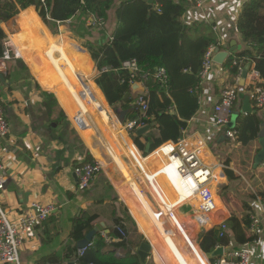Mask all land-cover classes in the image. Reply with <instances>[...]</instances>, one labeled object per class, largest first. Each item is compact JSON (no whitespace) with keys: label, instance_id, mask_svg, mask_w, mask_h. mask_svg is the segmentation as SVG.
<instances>
[{"label":"crops","instance_id":"1","mask_svg":"<svg viewBox=\"0 0 264 264\" xmlns=\"http://www.w3.org/2000/svg\"><path fill=\"white\" fill-rule=\"evenodd\" d=\"M244 1L202 0L197 6L187 0L188 6L181 20L187 25L194 22L211 23L210 28L198 32L214 35L220 51L237 48L236 46H240V51L243 43L236 27V19ZM32 6L36 7L35 4L30 5L14 27V33L19 32L29 47V55L21 58L26 68L18 60H13L9 62L7 78L5 77L4 82L0 80V102L9 124L7 136L0 140L7 174V181L0 190V203L19 212L33 201L50 204L54 209L24 241L19 250L21 263L78 264L77 242L70 237L72 219L78 215L87 217L96 214L92 224H99L100 230L96 234L106 240L105 246L100 249L102 255L108 251L118 258L136 254L135 247L138 244L132 242L131 234H144L150 240L156 252L155 259L160 264H210V260L220 255L215 258L206 256L207 260L204 254L211 253L218 247L222 248V255L234 248L244 249L250 255V264H264V209L260 197L255 194L254 199L249 198L247 188L240 185L243 181L252 188L254 180L262 184L256 170H261L264 162L258 165L254 163V155L261 149L259 135L252 142V151L246 160L241 145L234 138L224 137L227 128L216 126L212 119L213 107L218 102L222 89L237 87L238 95L234 104V109L237 110L241 108L243 97L248 95L246 81L240 86L236 76L232 79L223 66L226 58L239 51L228 55L222 64L214 62L200 84L199 108L188 120L182 133V136H199L204 140L208 150L207 160L213 166V184L217 187V193L222 186L228 198L224 203L221 194H218V208L211 214L210 220L205 224L206 228L198 230L191 211L187 209V213L180 212L183 207L179 208L182 201L178 202V198L184 193H177L162 174L155 173L162 155L160 147L153 151L150 149L154 139L152 132L149 131L142 137V151L146 154L142 155L128 135H121L111 126L109 128L115 143L113 147L100 141L92 126L93 118L90 120L85 114L89 123L76 121L75 105L82 112L85 107L66 76L68 70L74 79L76 77V66L67 54V50L75 54L70 45L75 41L69 30L58 31L59 35L54 37ZM18 8L20 9L19 5L16 6ZM31 8L32 11H28ZM51 45H63L61 54L54 50L52 58L48 57L46 52ZM55 52H58L57 57L54 56ZM75 60L82 69H89V75L93 72V61L86 51L76 54ZM77 74L80 76L81 73ZM79 81L90 96H95L98 100L92 102L98 115L106 121V108L111 113V118L117 120L96 83L88 77H80ZM50 94L54 95L56 102ZM250 106L261 124L264 123V107L256 110L251 99ZM169 112L172 114V109ZM146 149L150 152L145 153ZM89 150L94 159L105 157L108 160L91 184L79 189L73 167L85 161ZM114 158L120 162L121 170ZM238 158L244 161L237 162ZM223 168L228 172H224ZM160 189L163 196L166 195L165 198L160 196ZM124 208L134 218L136 229L124 238H109L108 234L115 226L113 218L122 216ZM247 213H250L251 219L247 230L255 238L238 245L232 239L227 220L232 214L241 219ZM254 219L258 221L256 224H253ZM222 220L229 226L228 245H216L207 253L199 248L197 240L193 249L187 247L188 230L195 232L196 239L199 233L200 242L202 233L210 229L208 226L212 224L217 227ZM93 242L94 237L92 244ZM149 259L150 256L147 260Z\"/></svg>","mask_w":264,"mask_h":264},{"label":"trees","instance_id":"2","mask_svg":"<svg viewBox=\"0 0 264 264\" xmlns=\"http://www.w3.org/2000/svg\"><path fill=\"white\" fill-rule=\"evenodd\" d=\"M7 1L11 2V0H0V22L9 34H12L16 31L14 27L20 16L30 5L34 4L35 0H12L13 11L9 15H3L4 2ZM17 5L22 8L18 14ZM187 6V0H153L150 8L144 0H42L36 5L41 21L50 29L54 37L59 35L58 29L55 28L60 24L68 23L76 37L82 39L87 45L88 51L72 41L73 44L70 45L73 46L75 54L67 50V54L74 61L77 73L83 75L89 73L88 68L82 69L75 60L76 54H82L83 51L90 53L89 56L98 67L107 65L118 68L122 61L135 59L143 70H149L155 66H162L166 69L168 74L166 89L161 88L153 80L144 81L149 99V106L145 112L147 119L144 124L156 122L149 130L154 135L151 151L166 141H177L182 137L188 120L199 108L198 97L193 89L200 82L198 74L204 51L210 44L220 48L214 35L198 32V30L210 28L211 23L194 22L187 25L182 22L181 18ZM41 21L39 20L40 23ZM99 23H102L101 26ZM3 26H0V57L4 51L2 41L6 37ZM236 27L243 47L234 56L226 58L223 63L224 68L234 79L238 75L239 66L233 65L232 60L234 58L241 60L242 67L246 62H251L264 82V0H245L237 15ZM107 34L111 36V39ZM93 36L97 38L92 39ZM67 45H69L68 42ZM18 61L26 68L23 61ZM9 69L10 63L7 64L6 78ZM97 70V66L94 67L88 78L100 88L107 103L112 104L109 98L112 96L121 103L123 95L130 92L128 102L125 105L121 104V107L128 110L125 119L137 116L132 101L138 91H131L128 84L121 83V80L127 79L128 75L119 70L94 77ZM49 96L54 99L53 94ZM54 101L56 102L55 99ZM170 108H172V114L169 112ZM61 112L63 113L62 110ZM63 116L67 119L64 113ZM260 124L261 120L256 112L240 113L236 118L234 139L243 148L242 152L246 160L250 157L252 142L258 135ZM137 144L142 146L140 143ZM241 160L244 161L238 158L237 162ZM84 162L95 164L90 151H87ZM256 173L260 176L262 184L254 180L251 183L252 188L243 181L240 185L247 188L249 198L254 199L257 194L264 209V166L261 170H256ZM184 197V195H179L178 202L183 201ZM96 217V214L74 217L70 231L72 240L77 242L84 238L92 228ZM227 221L230 224L232 239L236 244L253 241L255 237L247 230L251 223L250 213L245 214L241 219L236 214H232ZM113 224L115 226L108 234L109 238L122 237L116 226L121 227L128 236L136 228V222L126 208L123 209L122 216L113 218ZM217 230L218 228L214 226L202 233L199 245L204 252H210L216 245L226 246L230 243V236L226 234L224 237H218ZM141 238L143 239L144 236L141 235ZM105 244V238L98 233L95 234L93 244L87 246L81 256H76L77 263L141 264L136 254L118 258L108 251L102 255L100 249ZM146 264L154 263L150 258Z\"/></svg>","mask_w":264,"mask_h":264},{"label":"built area","instance_id":"3","mask_svg":"<svg viewBox=\"0 0 264 264\" xmlns=\"http://www.w3.org/2000/svg\"><path fill=\"white\" fill-rule=\"evenodd\" d=\"M188 1L193 2L197 6L202 2V0ZM216 1L223 2L225 0ZM101 24L99 23L100 26ZM107 36L111 39V36L108 34ZM2 44L4 45V51L0 57V73L5 74L10 56L6 44L3 42ZM216 48V45L210 44L203 54L201 69L198 74L200 82L193 89L197 94L198 103L200 84L214 64L213 56ZM232 64L239 66V72L236 76V79L239 80L242 69L241 60L234 58ZM119 70L124 71L128 75V78L122 79L121 83L128 84L131 91H138L137 96L132 101V106L135 108L137 116L126 118L123 121V127L129 138L133 141L131 134H135V131L143 126L145 119H147L145 112L149 106V99L148 89L144 81L153 80L161 88L166 89L168 74L162 66L143 70L138 66L135 59L122 61L118 68H112L107 65L101 66L99 67V74ZM245 81L247 94L253 101L254 108L256 110L262 109L264 107V82L251 62ZM132 86H136V88H132ZM236 98V86L221 90L219 100L214 105L212 111L213 123L216 126L227 128ZM8 132L9 124L0 102V140L4 139ZM226 135L233 139L235 138L236 131L234 128H227ZM159 147H161L162 160L155 173L162 174L177 193H184L185 197L179 208L187 207L192 213V218L197 223V229H205V224L210 220L211 214L218 208L217 200H219L217 187L213 184V166L208 162L206 157L208 153L206 143L199 136L183 135L177 141H166ZM142 155L146 154L143 153ZM100 170L102 168L96 161L95 164L83 162L75 165L73 173L77 179V187L79 189L87 188ZM6 181L7 174L4 170L3 152L0 149V190H2ZM193 201H196V203ZM53 209V206L50 204L33 201L22 212H19L12 207L3 206L0 203V264H22L19 257L20 248L28 236L34 232L35 227L50 216ZM257 222L256 219L253 220V224ZM208 227L212 228L214 225L210 224ZM217 228L218 237H224L228 234L229 226L226 221H220ZM116 229L122 238L126 237L121 227L117 226ZM91 245L92 242L87 246ZM86 247L77 249V257L84 253ZM86 264L93 263L88 262ZM210 264H250V255L244 249L234 248L214 259Z\"/></svg>","mask_w":264,"mask_h":264},{"label":"rangeland","instance_id":"4","mask_svg":"<svg viewBox=\"0 0 264 264\" xmlns=\"http://www.w3.org/2000/svg\"><path fill=\"white\" fill-rule=\"evenodd\" d=\"M3 1V0H2ZM4 8H3V15H9L12 11H13V9H12V7H11V5H13V2H12V0H11V2L9 1H7V2H4ZM36 10L38 9L37 7H34ZM20 9H22V8H20ZM20 9L18 8V10H16V12L18 13L19 11H20ZM37 11H39V9L37 10ZM2 25V24H1ZM109 24H107V26H108ZM55 29H58V31H61V30H69L70 31V36H71V38H72V40H74L76 43H78L80 46H82V47H84L85 48V50H87L88 48H87V45L85 44V42L82 40V39H80V38H78V37H76V35L74 34V32L70 29V27L68 26V23H63V24H60V25H58ZM108 32H109V29H108ZM92 39H95V38H97V36L95 37V36H93V37H91ZM60 47H62L63 48V45L61 46V45H59ZM6 48H7V50H9V56H10V59L8 60V63L9 62H11V61H13V60H21V61H23L21 58H18V57H16V54H15V52H14V48H13V46H12V44L10 43V44H6ZM65 49V48H64ZM65 50H67V49H65ZM88 51V50H87ZM88 54L90 55V53L88 52ZM54 56L55 57H57L58 56V52H55L54 53ZM92 59V58H91ZM92 61H93V65H94V67H96L97 66V74L94 76V77H99L101 74H99V67H98V65H97V63L92 59ZM23 63H24V61H23ZM25 64V63H24ZM67 71V73L68 74H66V76H67V78H68V80H69V82H70V84L72 85V87H74L73 89L76 91V93H77V95L80 97V99L82 100V102H83V106L86 108H83V110H85L88 114H89V117L92 119L93 118V122H94V125L96 126H94L93 124H92V126L95 128V130H96V133H97V135H98V137L100 138V141L101 142H103V143H105L106 145L107 144H109L110 146H114L115 145V143H114V137H113V133H112V131L110 130V128H109V121L107 122V124L103 121V119L98 115V113L96 112V110L94 109V105L92 104V102H97L98 100H96V97L95 96H92L93 98H95V100L90 96V94L88 93V91H87V89L84 87V86H82L81 85V83H80V81H79V79H80V77L82 78H84V79H86L88 76H89V73H88V75H82V74H80V76H78L79 74H77V73H74V76H76L75 77V79L77 80V81H75V79L73 78V75H72V73H70V71H68V70H66ZM108 93H106V95H107ZM110 98V100H112V104L110 105V107L112 108V110H113V112H114V114H115V116H116V118L118 117V111H120V110H122V109H124L123 107H121V104L122 103H120L118 100H115V98H114V96H112V97H109ZM104 111H105V113L107 114V117L108 118H111V113L109 112V110H107V109H104ZM74 113L76 114V121H82V122H88L89 123V120L87 119V117L85 116V113L84 112H82V110L80 109V108H78L76 105H75V108H74ZM69 118V117H68ZM117 120H118V118H117ZM116 119H112L111 118V121L110 122H112V125H110L112 128H113V130L114 131H116V132H118V133H120L121 135H124V134H122V132L119 130V125L120 124H123V121L124 120H122V122L120 123V121L118 122ZM92 127V128H93ZM131 138L133 139V141H134V143H135V145L138 147V149H139V152L140 153H142L143 154V151H142V146H138V144L137 143H140L141 145H143L144 144V141H143V138L142 137H137V136H135V134H131ZM115 148V147H114ZM151 148H152V146H151ZM90 151V150H89ZM104 158V161H105V163L107 162V160L108 159H105V157H103ZM116 161H117V166L120 168V170L122 169L121 167H120V165H119V161L116 159V158H114ZM223 170H224V172H228V170L226 169V168H223ZM133 185V184H132ZM134 189H136L137 190V188H135L134 187ZM219 191H218V194H221V200L224 202V203H226L227 201H228V198H227V196H226V194H225V192H224V189L222 188V186H220L219 187ZM161 190V189H160ZM160 196L162 197V198H165L166 197V195H164L163 196V191L161 190L160 191ZM144 203V202H143ZM188 208L187 207H183L181 210H180V212L181 213H187V212H189V210H187ZM167 210V209H166ZM136 229V228H135ZM134 229V230H135ZM133 230V231H134ZM143 234V233H142ZM131 236H132V242L133 243H135V244H139L141 241H143L145 238L146 239H148L144 234H143V236H144V238L142 239L141 238V235H139V236H136V235H134V234H131ZM199 236H200V234L199 233H197V243H198V246H199V248H200V245H199ZM149 240V239H148ZM149 242H150V240H149ZM201 249V248H200ZM156 252H155V250L153 249V247H152V249H151V255H150V258L152 259V261H153V263L154 264H160L158 261H157V259H155L156 257V254H155Z\"/></svg>","mask_w":264,"mask_h":264},{"label":"water","instance_id":"5","mask_svg":"<svg viewBox=\"0 0 264 264\" xmlns=\"http://www.w3.org/2000/svg\"><path fill=\"white\" fill-rule=\"evenodd\" d=\"M147 4H148V7L150 8L152 6V3H153V0H144ZM40 0H35L34 1V4L37 5L39 4ZM2 22H0V26H1ZM237 48H230L228 50H223V51H220L219 48L217 47L215 49V54L213 56V61L215 63H218V64H222L224 59L228 56V55H232V54H235L237 51H239L240 49V46H236ZM16 57H18L16 55ZM250 67V62H247L241 69V74H240V78H239V85L242 86L244 84V80H245V77H246V73H247V70L249 69ZM0 80L1 82H4L5 81V76L3 73H0ZM132 88H136V86H132ZM140 88V87H138ZM130 98V92H126L123 97L121 98V103L123 105H125L128 100ZM127 109L124 108L120 111H118V120L120 122H122V120L125 119V116L127 115ZM240 113H244V114H247V113H255V110L251 108L250 106V98L248 95H245L242 99V105H241V108L240 110H237V109H232V112H231V115H230V120L227 124V128L229 129H233L235 127V121H236V118L237 116L240 114ZM156 124V122H152L150 124H144L143 126H141L140 128H138L136 131H135V136L137 137H141L143 136L144 134H146L149 130H151V128ZM259 135V138H258V141H259V144L261 146V149L256 152V154L254 155V163L255 165H258L262 162H264V123L260 124V131L258 133ZM225 138L229 139V137L227 135L224 136ZM147 149L145 150V153H147ZM100 230V226L99 224H94L93 228H91L84 236V238H82L81 240L77 241V244H76V247L79 249V248H83V247H86L93 239V237L95 236L96 232ZM136 255L138 257V260L141 264H146L147 262V259L149 258L150 256V253H151V249H152V246L149 242L148 239H144L143 241H141L136 247ZM221 256L222 255V248L221 247H218L216 248L215 250H213L211 253H208L206 254V256L208 258H215L217 256ZM70 264H74V263H70Z\"/></svg>","mask_w":264,"mask_h":264},{"label":"bare ground","instance_id":"6","mask_svg":"<svg viewBox=\"0 0 264 264\" xmlns=\"http://www.w3.org/2000/svg\"><path fill=\"white\" fill-rule=\"evenodd\" d=\"M32 8H34L32 6ZM32 8L29 9L28 11H32ZM3 26V23L2 25ZM3 30L6 34V37L3 39V43L5 44H12L13 46V50L15 52V54L20 57V58H25L29 55V47H28V44L25 40V38L19 33V32H16L12 35L9 36V32L7 29H5V27L3 26ZM8 36H9V39H8ZM54 50H57L58 52H62V48L60 46H56V45H51L48 49V51L46 52V54L48 55V57L52 58V54L54 52ZM96 108V107H95ZM100 111H102L100 109ZM84 113L88 116V118L90 120H92L90 117H89V114L84 110ZM105 114V113H104ZM107 115V114H106ZM104 121V120H103ZM109 121V126L112 125V122L111 121V118H108L106 119V121H104L106 124L107 122ZM119 130L128 135L125 128L123 127V124H120L119 126ZM161 149V147H160ZM149 151H147L148 153ZM95 161L97 162V164L103 169L105 167V161L103 158H95ZM154 162V161H153ZM186 245L189 249H193L195 246H196V236H195V232L194 231H191V230H188L186 232ZM204 257L207 259L206 255L204 254ZM208 260V259H207Z\"/></svg>","mask_w":264,"mask_h":264}]
</instances>
